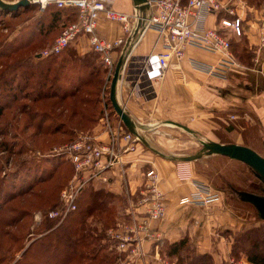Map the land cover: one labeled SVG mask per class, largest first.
<instances>
[{
  "label": "rangeland",
  "instance_id": "1",
  "mask_svg": "<svg viewBox=\"0 0 264 264\" xmlns=\"http://www.w3.org/2000/svg\"><path fill=\"white\" fill-rule=\"evenodd\" d=\"M263 2L241 0L242 4L239 5H243L244 11L241 12L246 20L256 21L253 18L254 7H260ZM68 18V12L57 10L53 2L42 6L39 1L32 0L10 9L0 7V264H17L23 250L44 231L42 225L46 221L45 210L56 202L61 184L71 175L68 169L71 168L70 164L55 162L50 157L65 152L59 146L86 134L87 131L83 129L91 125L89 119L96 116L105 101V90L110 88L115 68L108 67L93 56L88 58V62L91 60L93 64L98 63L101 70L87 72L84 68L85 71H82L80 63L86 61L85 56H80L82 54L73 42L59 55L48 57L42 53L53 42ZM255 30L254 25L247 24L246 34L251 43L255 40L252 35ZM187 60L189 62V57ZM254 62V59L245 61L244 65L258 67L259 64L254 65ZM81 71L83 80L90 81L85 82L76 96L62 98L51 95L54 92L74 93L76 85L82 80L78 77ZM39 89L49 90V94L40 96ZM79 96L84 97L86 104L78 102ZM73 104L84 107L86 115L83 112L72 114ZM59 121L65 123V126L59 127ZM76 125L83 128V132L71 129ZM146 129H140L142 135L154 141V137L146 133L151 126ZM156 132H160V144L152 145L167 154H191L202 145L196 134L195 139L191 132L178 127L163 124L160 125V131ZM253 134L246 133L244 142L252 144L253 148L264 155V137L261 139L256 132ZM221 138L227 140L229 137L221 135ZM205 158L207 160L201 164V170L210 179L208 182L222 192V196L205 204L203 212L214 217L215 221L211 222L215 227L213 236L221 234L223 245L227 243L230 246L227 257L218 256L215 259L213 256V261L215 264H252L245 251L248 245L246 237L249 235L245 230L257 227L263 235L264 220L260 218L256 207L243 198L241 192L262 193L264 186L242 161L217 154ZM36 171L48 178L38 180L34 177ZM110 206V214H113V218H110L119 219L117 216L124 211V205L119 202L118 196L112 198ZM220 213L226 217L222 219ZM97 218L93 216L88 220L98 221ZM169 241V238L163 236L154 239V252L158 251L160 261H151L149 264H173L176 256L167 254ZM262 246L260 248H264Z\"/></svg>",
  "mask_w": 264,
  "mask_h": 264
},
{
  "label": "crops",
  "instance_id": "2",
  "mask_svg": "<svg viewBox=\"0 0 264 264\" xmlns=\"http://www.w3.org/2000/svg\"><path fill=\"white\" fill-rule=\"evenodd\" d=\"M108 4L127 12L134 8L133 0H108ZM206 22L209 26H214L215 16L208 15ZM98 32L110 40L125 35L121 21L104 17L98 21ZM157 37L155 29H148L139 43L131 49L130 57L137 58L150 52H160L162 47ZM72 44L76 45L77 51L82 55L91 50L88 38L83 35L77 37ZM119 50L112 52L116 62L121 54ZM185 54L178 65H169L163 76L156 79L131 78L127 73L128 61L127 63L125 61L126 65L124 64L119 79L121 103L142 131L151 126L146 133L155 140L152 141L147 137L149 143L151 145L154 143L155 146L160 144V132H156L160 131V125L183 129L169 122L170 120L186 124L196 135L214 140L234 141L252 146L244 142L248 132L250 135L256 132V135L262 139L264 137V53L257 69L232 70L227 77L210 75L194 68L187 60L188 57H194L215 63L223 55L222 52L189 45ZM97 57L101 60L98 52ZM122 123L117 112H112L106 106L103 114L94 121L92 136L102 144L110 143L115 139L114 145L120 149V161L114 168L105 171L109 176L108 181L95 180L93 183L104 185L114 191L119 202L123 203L124 211H127L129 207L133 208L131 205L139 197L145 185L146 170L150 167L157 170L158 186L163 191L166 209L161 218L153 220L150 224L152 235L141 232L139 244L142 247L143 263L160 261L158 251L154 252V239L157 236L173 241L188 235L196 243L198 252H210L215 259L218 256L227 257L230 246L227 243L223 245L221 234L213 236L215 227L211 222L215 220L211 214L203 212L206 205L180 203L181 197L194 189V182L179 180L175 172L176 160L161 156L141 140L133 142L134 149L123 150V147L130 142L122 135ZM153 128L156 130L154 131ZM191 134L195 137L194 133ZM221 135H227L229 138L225 140ZM207 156L211 155H204L190 163L195 179L209 183L210 179L201 170V164L206 163ZM201 206L205 208L202 209ZM141 209H144V206L137 207V210ZM124 211L117 216L120 217L118 220L130 221L131 215ZM220 214L222 219L226 217L223 213Z\"/></svg>",
  "mask_w": 264,
  "mask_h": 264
},
{
  "label": "built area",
  "instance_id": "3",
  "mask_svg": "<svg viewBox=\"0 0 264 264\" xmlns=\"http://www.w3.org/2000/svg\"><path fill=\"white\" fill-rule=\"evenodd\" d=\"M39 2L42 6L53 2L59 7L77 9L76 18L63 25L53 42L43 50L45 56L62 52L77 37L83 35L88 38L91 49L98 52L103 63L111 68H115L116 65L112 52L120 49L122 53L124 49H130L126 63L129 62L127 73L131 78L162 77L170 63L178 65L185 57L189 45L223 53L215 63L189 57V63L193 67L206 73L227 77L234 69H257V66L244 65L232 50L230 36L246 33L247 24L256 27L255 33L253 31L252 34L255 38L252 41L255 49L254 65L260 63L264 53V2L260 7H254L255 22L246 20L241 12L244 11L243 5H239L242 4L241 0H149L146 9L140 10L134 6L130 12L113 8L108 4V0ZM208 15L215 16L214 26L207 24ZM103 17L121 21L125 35L115 40L100 35L98 21ZM150 28L157 31V39L162 50L150 52L142 57H130L131 49ZM121 126L123 137L130 142L123 150L134 149L133 142L140 139L128 130L124 123ZM114 140L102 144L97 142L90 132H86L75 140L59 146L71 160L74 173L60 191L59 204L48 211L49 217L63 220L77 207L78 195L88 182L109 180L105 171L114 168L120 161V149L114 145ZM175 172L179 180L192 181L195 185L194 189L181 197L180 203L205 205L222 196L221 191L209 183L195 179L190 161L176 160ZM145 174V185L140 191V196L131 205L133 208L129 207L125 211L131 215V220H118L116 226L110 227L107 231L108 237L115 242L120 252L126 253L121 259V264H144L142 247L139 244L141 232L152 235L150 224L165 214L166 205L163 191L158 186V172L154 167H150ZM139 206H144V209L137 210Z\"/></svg>",
  "mask_w": 264,
  "mask_h": 264
},
{
  "label": "trees",
  "instance_id": "4",
  "mask_svg": "<svg viewBox=\"0 0 264 264\" xmlns=\"http://www.w3.org/2000/svg\"><path fill=\"white\" fill-rule=\"evenodd\" d=\"M55 6L59 11L64 10L68 12L69 18L67 22L73 21L76 18V7H59L56 4ZM234 37L237 40H234ZM230 40L232 50L243 63L254 59V45L250 42L246 33L240 35L239 37H237V35H232L230 36ZM67 47L64 50H66ZM61 53L52 54L48 57L59 55ZM80 56H85L86 60L83 63H80V69L82 71H85V69L87 72H91L93 69L95 72L101 70L98 63L93 64L91 63V60H89L91 64L88 62V58H92L93 56H95L96 59L98 58L97 52L93 50V52L85 53ZM82 71L79 72L78 75V77L82 80L79 85H76V91H74V93L70 92L69 94H58L54 92L51 95H58L62 98L69 95L76 96V92L81 90L85 82L87 83L90 81L83 80ZM39 92H41L40 96H47L49 94V90L42 91V89H39ZM79 97L78 102H84V104H86L84 97ZM104 98V106L109 107L112 112L115 113L113 105L111 104L109 89L105 90ZM99 101L101 104V100ZM89 103L90 102L88 101V104ZM104 106L103 104L100 105V109L95 117H92L91 119L88 118L91 122L89 127L83 129L76 125L71 129L76 130V132L77 130L82 132L83 130H85L84 132H91L94 121L101 116V114H103ZM71 108L73 109L72 114L75 115L82 114L85 109L84 107H79V105L76 104H73V107ZM85 115L83 116L85 117ZM58 124L59 127L65 126V123H62V121H59ZM43 156L46 155L44 154ZM46 158H44V160H47ZM50 158H52L55 162H62L67 165L70 164L71 168L68 169L70 170L71 175L68 176L61 184L56 202L47 207L48 209L45 210L46 221H43L42 225L44 231L41 235L34 238L33 241H31L23 250L17 264H121V259L126 253L120 252V250L116 247L115 242L111 240L106 233L107 228L110 226H116L118 221V219L115 218L111 219L113 218V214L111 215L109 211L111 208L110 205L112 198L117 196V194L104 185H95L90 181L81 189L77 199V207L63 220L59 221L57 218L49 217L47 214L48 211L59 204L60 191L74 173L73 164L69 157H67L66 152L55 153ZM53 160L50 161L53 163ZM43 171L44 169L42 168V173ZM35 173L38 175L35 174L34 177H37V179L39 178L38 180H45L48 178L42 176L41 172L38 173V171H36ZM47 176L49 175L47 174ZM53 176L54 174L52 177ZM93 216H97L98 221L88 220ZM103 218H105V220H103ZM98 223H100V225ZM259 231L260 228L257 227L245 230V233L249 234L248 237H246V239H248V245L245 247V251L247 259L252 264H264V248H260V246H262L261 244H263L262 247H264V234L261 235ZM195 246L196 245L188 235H183L176 240L169 241L167 254L176 256V260L173 264H215L213 261V255L210 252H198ZM38 247L39 249H36ZM191 247L194 248V251H192L193 248L191 249Z\"/></svg>",
  "mask_w": 264,
  "mask_h": 264
},
{
  "label": "water",
  "instance_id": "5",
  "mask_svg": "<svg viewBox=\"0 0 264 264\" xmlns=\"http://www.w3.org/2000/svg\"><path fill=\"white\" fill-rule=\"evenodd\" d=\"M32 0H0V7L6 9L17 7L18 4H27ZM134 6L140 10H144L149 6V0H133ZM130 49H124L120 54L114 69V73L110 83V100L114 110L120 116V119L128 130L133 132L138 138L147 145L154 152L161 156L168 157L172 160H188L192 161L198 159L204 155H225L233 159L240 160L248 165L253 173L261 180L264 186V155L250 145L244 143H238L234 141H218L203 136H199L198 140L201 142V147L191 154H167L156 147L152 146L149 141L142 135L138 123L132 117L130 112L122 105L119 93V79L121 78L122 69L124 67L126 56ZM174 125H177L191 133L194 130L186 124L172 121ZM243 198L250 201L257 209V212L261 219H264V188L262 193L255 192H241Z\"/></svg>",
  "mask_w": 264,
  "mask_h": 264
},
{
  "label": "bare ground",
  "instance_id": "6",
  "mask_svg": "<svg viewBox=\"0 0 264 264\" xmlns=\"http://www.w3.org/2000/svg\"><path fill=\"white\" fill-rule=\"evenodd\" d=\"M39 1H43V3H44L46 0H39ZM135 46H136V45H135ZM135 46H134V47H135Z\"/></svg>",
  "mask_w": 264,
  "mask_h": 264
}]
</instances>
